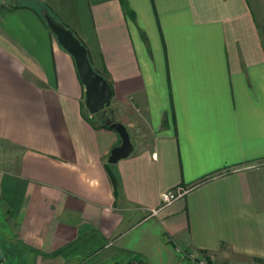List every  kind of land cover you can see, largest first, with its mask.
Instances as JSON below:
<instances>
[{
	"label": "crops",
	"instance_id": "0c3cea01",
	"mask_svg": "<svg viewBox=\"0 0 264 264\" xmlns=\"http://www.w3.org/2000/svg\"><path fill=\"white\" fill-rule=\"evenodd\" d=\"M42 5L111 84L116 164ZM0 211L6 264H264V0H0Z\"/></svg>",
	"mask_w": 264,
	"mask_h": 264
},
{
	"label": "water",
	"instance_id": "95a60500",
	"mask_svg": "<svg viewBox=\"0 0 264 264\" xmlns=\"http://www.w3.org/2000/svg\"><path fill=\"white\" fill-rule=\"evenodd\" d=\"M43 17L49 32L52 33L57 44L73 58L79 80L84 87V108L94 115L105 110L110 105L112 89L108 81L92 69L88 56H86V47L80 43V40L71 31L57 24L48 14L44 13ZM104 120L120 138V144L110 151L108 157L109 165L116 164L130 155L133 145H131L130 134L124 124L109 118Z\"/></svg>",
	"mask_w": 264,
	"mask_h": 264
},
{
	"label": "built area",
	"instance_id": "2783aa9c",
	"mask_svg": "<svg viewBox=\"0 0 264 264\" xmlns=\"http://www.w3.org/2000/svg\"><path fill=\"white\" fill-rule=\"evenodd\" d=\"M188 192V189L185 187H177L172 190H167L160 192L159 195V203L156 207L150 208L146 210V217H157L160 212L164 209V207H167L168 205L172 204L173 202H176V200L180 199L185 195V193ZM175 253L177 256H179L181 259H183L184 263L189 264H217L214 261H207L205 256L200 255L198 257H194L188 254L182 252L180 249H175ZM206 260V261H205ZM0 264H6L5 261L0 256ZM126 264V263H125Z\"/></svg>",
	"mask_w": 264,
	"mask_h": 264
},
{
	"label": "trees",
	"instance_id": "16d2710c",
	"mask_svg": "<svg viewBox=\"0 0 264 264\" xmlns=\"http://www.w3.org/2000/svg\"><path fill=\"white\" fill-rule=\"evenodd\" d=\"M10 4H11V8H13V9H15L17 7H22V6H17L15 4L12 5V3H10ZM35 13L39 16V19H41V21L45 24V26H46V23H45V20L43 19L44 18L43 17L44 13L48 14L51 17V19H53L57 24L65 27L66 29H68L69 31H71V29L68 26H66L59 18H57V15L54 14V12L49 7L42 5V6H40L38 8L37 11L35 10ZM71 32L74 34L73 31H71ZM78 40H80V39H78ZM80 43H81V40H80ZM88 55L89 54H88V51H87V55L86 56H88ZM88 59H89V61L91 63V60H90V57L89 56H88ZM109 85L111 87V84L110 83H109ZM86 112H87V117H89V115H90V117L87 120H89L93 124V126H95V127L99 126V127L110 128V126L105 123V120L104 119H106V118L108 119L109 118V119H112L113 120V116L111 114L106 113L105 110H103L101 112H98V113H95V115L94 114H90L87 111V109H86ZM109 175H110V179H111V184L113 185V188H114V194L116 195V194H118V191L120 190V184H119L120 181H119V178L112 171L109 172Z\"/></svg>",
	"mask_w": 264,
	"mask_h": 264
},
{
	"label": "rangeland",
	"instance_id": "374dc122",
	"mask_svg": "<svg viewBox=\"0 0 264 264\" xmlns=\"http://www.w3.org/2000/svg\"><path fill=\"white\" fill-rule=\"evenodd\" d=\"M3 1V0H2ZM7 2H9V1H7ZM16 2V1H15ZM10 3V2H9ZM107 108V107H106ZM105 108V109H106ZM106 112H108V111H106ZM0 213H1V211H0ZM1 224H4L3 223V218H2V214H0V228L1 229H4V227H3V225H1ZM7 229H8V227H6ZM138 231H135V232H133L132 234H136ZM3 236H6L4 233H3ZM206 261V260H205ZM214 262H216L217 264H222L221 262H219V261H217V260H215L214 259ZM119 264H125V262H121V263H119ZM126 264H128L127 262H126Z\"/></svg>",
	"mask_w": 264,
	"mask_h": 264
}]
</instances>
